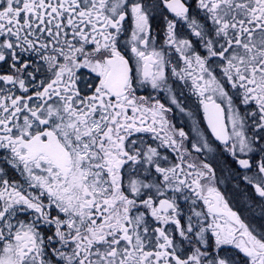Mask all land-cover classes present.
Here are the masks:
<instances>
[{"label":"snow or ice","instance_id":"obj_1","mask_svg":"<svg viewBox=\"0 0 264 264\" xmlns=\"http://www.w3.org/2000/svg\"><path fill=\"white\" fill-rule=\"evenodd\" d=\"M0 264H264V0H0Z\"/></svg>","mask_w":264,"mask_h":264}]
</instances>
